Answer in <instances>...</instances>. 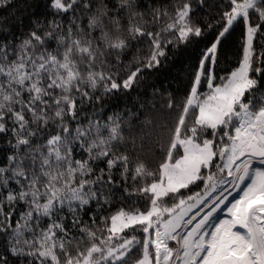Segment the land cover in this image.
<instances>
[{"label":"snow or ice","instance_id":"obj_1","mask_svg":"<svg viewBox=\"0 0 264 264\" xmlns=\"http://www.w3.org/2000/svg\"><path fill=\"white\" fill-rule=\"evenodd\" d=\"M196 3L216 15L196 18L192 0H50L55 15L71 13L67 25L36 21L11 40L0 31L11 153L0 165V264H264V0ZM238 23L243 55L218 76ZM208 36L183 101L168 99L177 117L151 169L148 133L138 144L119 113L95 119L96 105ZM117 192L137 199L106 215Z\"/></svg>","mask_w":264,"mask_h":264},{"label":"trees","instance_id":"obj_2","mask_svg":"<svg viewBox=\"0 0 264 264\" xmlns=\"http://www.w3.org/2000/svg\"><path fill=\"white\" fill-rule=\"evenodd\" d=\"M175 0H156L157 5L167 6L174 3ZM220 0H208L210 5L219 3ZM194 12H197L196 18L212 19L216 15L215 7L199 9L196 0H192ZM79 14V13H77ZM210 14V15H206ZM68 15H55L50 6V0H12V5L5 9H0V31L7 35L9 40L13 36L19 38L21 34L28 32L34 22L44 23L55 18L67 25ZM162 23H167L163 21ZM244 27L242 24H236L231 35L225 40L218 49V65L216 73L223 76L231 71L238 64L243 54L244 45ZM210 36L195 38L191 44L182 48L181 54L170 53L165 66L158 71L153 70L147 74L137 87L128 92H121L112 97L105 98L102 104L96 105L95 119L101 123L105 122L108 116L119 113L126 121L127 127L133 128V134L138 135L137 143H140L139 134L148 133L144 138L142 157L148 163L151 169H155L159 162V152L153 154L154 142L157 139H166V127H172L176 121L177 110L169 109L166 105L168 99L173 98L177 105L183 101L189 86L188 68L194 66L197 57L208 45ZM130 58V57H129ZM202 91H207L206 85ZM84 117H93V110L89 108L81 117V122L87 125V119ZM150 121L146 127L145 123ZM75 127V123H73ZM11 154L6 141L0 137V165L7 162V155ZM84 154L77 150L75 158L79 159ZM13 186H15L13 184ZM197 191L198 189H193ZM124 200L121 194L117 192L113 198L112 206L108 212H114L117 207L127 206L132 200ZM107 207V206H106ZM28 236V233H25ZM15 264V258H13Z\"/></svg>","mask_w":264,"mask_h":264},{"label":"rangeland","instance_id":"obj_3","mask_svg":"<svg viewBox=\"0 0 264 264\" xmlns=\"http://www.w3.org/2000/svg\"><path fill=\"white\" fill-rule=\"evenodd\" d=\"M244 41H245V36H244ZM242 55H243V54H242ZM198 190H199V189H198ZM198 190H197V191H198ZM233 195L235 196L236 193H233ZM231 199H232V197H229V200H231ZM225 203H227V201H226ZM223 207H224V206L221 205V208H223ZM218 215L220 216L221 219L226 218V217H227L226 210H225L223 213H218Z\"/></svg>","mask_w":264,"mask_h":264}]
</instances>
